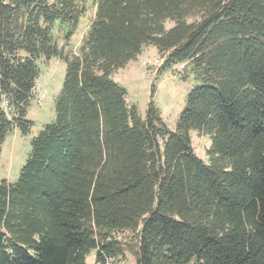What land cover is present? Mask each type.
Instances as JSON below:
<instances>
[{
	"label": "trees",
	"instance_id": "obj_1",
	"mask_svg": "<svg viewBox=\"0 0 264 264\" xmlns=\"http://www.w3.org/2000/svg\"><path fill=\"white\" fill-rule=\"evenodd\" d=\"M79 0H0V154L24 135L39 60L66 75L56 119L34 137L14 183L0 182V264H88L137 233V264H264V0H98L77 53ZM172 20L174 25L166 27ZM159 73L197 83L175 130L150 102L143 119L113 74L146 46ZM154 91V85H153ZM209 134V161L191 132Z\"/></svg>",
	"mask_w": 264,
	"mask_h": 264
},
{
	"label": "rangeland",
	"instance_id": "obj_2",
	"mask_svg": "<svg viewBox=\"0 0 264 264\" xmlns=\"http://www.w3.org/2000/svg\"><path fill=\"white\" fill-rule=\"evenodd\" d=\"M79 1L85 6L86 12L71 39L65 41L67 29L60 23L57 22L53 28L59 45L74 53L79 51L95 18L98 0ZM173 25L172 20L166 22L167 28ZM164 59L156 46H146L130 65L117 70L113 74V79L127 89L128 103L137 107L143 119L147 116L148 105L153 102L159 108L169 128L175 130L177 120L186 105L187 96L197 81L185 68V64H176L159 73ZM156 60H159L158 64L155 63ZM38 65L40 76L27 114V118L33 121V126L27 135L19 129H14L6 137L0 154V182L3 179L11 183L17 181L30 154L32 140L48 123L56 119V100L64 83L66 62L60 57H53L48 61L39 60ZM191 136L197 155L209 161L207 152L212 144L211 136L196 130L191 132ZM115 237L120 241L124 251L117 257L108 258L106 264H137L135 255L137 233L125 230L115 233ZM96 254V250L90 253L87 257L88 264H102L96 261ZM190 264H196V262L192 261Z\"/></svg>",
	"mask_w": 264,
	"mask_h": 264
},
{
	"label": "built area",
	"instance_id": "obj_3",
	"mask_svg": "<svg viewBox=\"0 0 264 264\" xmlns=\"http://www.w3.org/2000/svg\"><path fill=\"white\" fill-rule=\"evenodd\" d=\"M156 64H158L159 63V60H156V62H155ZM147 64V63H146Z\"/></svg>",
	"mask_w": 264,
	"mask_h": 264
},
{
	"label": "crops",
	"instance_id": "obj_4",
	"mask_svg": "<svg viewBox=\"0 0 264 264\" xmlns=\"http://www.w3.org/2000/svg\"><path fill=\"white\" fill-rule=\"evenodd\" d=\"M131 61L127 64V65H130Z\"/></svg>",
	"mask_w": 264,
	"mask_h": 264
}]
</instances>
